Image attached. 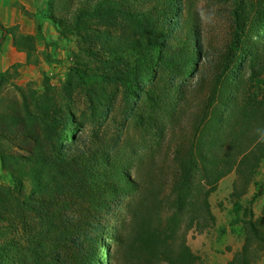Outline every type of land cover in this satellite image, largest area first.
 Masks as SVG:
<instances>
[{"label":"trees","instance_id":"obj_1","mask_svg":"<svg viewBox=\"0 0 264 264\" xmlns=\"http://www.w3.org/2000/svg\"><path fill=\"white\" fill-rule=\"evenodd\" d=\"M187 2L46 0L43 21L77 53L63 90L44 77L40 90L0 97V170L11 182L0 186V264H101L105 217L123 205L113 264H202L187 234L214 224L209 196L232 172L244 237L227 264L259 260L264 209L254 217L257 196H244L264 165V0H229L215 55ZM0 30L37 62L31 36ZM88 77L91 118L80 119L69 89ZM106 120L108 136L95 127Z\"/></svg>","mask_w":264,"mask_h":264},{"label":"rangeland","instance_id":"obj_2","mask_svg":"<svg viewBox=\"0 0 264 264\" xmlns=\"http://www.w3.org/2000/svg\"><path fill=\"white\" fill-rule=\"evenodd\" d=\"M228 6L229 0H188L187 2L186 11L195 16L202 41L210 54L215 55V51L220 49L229 37L231 23L228 17ZM26 17L28 18L26 28L32 33L37 62L26 63L24 53L22 57H18V54L22 52L16 51L11 44L7 46L5 39L10 37L8 35L3 37L0 30V40L3 39L0 41V73L12 65L19 64L18 67L10 70L4 84L0 83V97L3 98L17 97L15 87L18 86L21 88L31 86L33 89L40 90L44 77H47L52 85L63 90L69 77L73 56L77 53L72 38H61L54 30L52 34L45 35L46 30L42 28L39 33L38 26L41 24L42 27L44 22L42 17L39 19L33 11H26ZM46 54L49 55L47 59ZM95 85H97L95 77L72 79L69 89L71 99L68 103L76 117L91 118L86 92ZM115 120L119 122L117 116ZM100 124H95V127H98L103 134L108 136L113 132L111 120ZM93 126L89 125L87 131ZM235 179L234 172L227 175L218 183L216 191L209 196L210 210L215 217L214 224L202 232L192 229L187 234V244L201 258L202 264H227L243 244L244 230L240 223L242 213L237 214L233 211V199L230 197ZM10 185L9 176L0 170V186ZM253 195L257 197L251 204V208L254 217H258L264 209V165L259 168L244 199H251ZM127 201L128 198H125L124 204ZM123 214L124 205L116 213L105 217L104 239L98 245L97 254L101 264H113L115 259L120 257L114 237ZM255 264H264V251Z\"/></svg>","mask_w":264,"mask_h":264},{"label":"crops","instance_id":"obj_3","mask_svg":"<svg viewBox=\"0 0 264 264\" xmlns=\"http://www.w3.org/2000/svg\"><path fill=\"white\" fill-rule=\"evenodd\" d=\"M45 5L46 0H0V23L4 27H12L14 25H18L20 33L25 35L28 34L32 37V33H30L26 28V25L28 24L26 11H33L35 13V16L39 17L40 19L41 17H43ZM43 29L46 30L47 34L45 35L52 34L54 30V28L48 21L43 22L42 30ZM8 36L11 38L10 35ZM10 38L5 39L7 46H9L10 44L12 45V38ZM18 55V57H22L21 55H23V53H19Z\"/></svg>","mask_w":264,"mask_h":264},{"label":"water","instance_id":"obj_4","mask_svg":"<svg viewBox=\"0 0 264 264\" xmlns=\"http://www.w3.org/2000/svg\"><path fill=\"white\" fill-rule=\"evenodd\" d=\"M6 36V32H3V37ZM3 39H1L0 41H2Z\"/></svg>","mask_w":264,"mask_h":264},{"label":"bare ground","instance_id":"obj_5","mask_svg":"<svg viewBox=\"0 0 264 264\" xmlns=\"http://www.w3.org/2000/svg\"><path fill=\"white\" fill-rule=\"evenodd\" d=\"M103 256H104V253H103Z\"/></svg>","mask_w":264,"mask_h":264}]
</instances>
